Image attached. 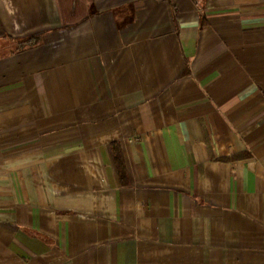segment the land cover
Returning <instances> with one entry per match:
<instances>
[{"label": "crops", "instance_id": "0c3cea01", "mask_svg": "<svg viewBox=\"0 0 264 264\" xmlns=\"http://www.w3.org/2000/svg\"><path fill=\"white\" fill-rule=\"evenodd\" d=\"M0 264H264V0H0Z\"/></svg>", "mask_w": 264, "mask_h": 264}, {"label": "trees", "instance_id": "16d2710c", "mask_svg": "<svg viewBox=\"0 0 264 264\" xmlns=\"http://www.w3.org/2000/svg\"><path fill=\"white\" fill-rule=\"evenodd\" d=\"M34 40H35L34 38H27L25 40L20 41L19 44L20 46L21 45H25V46L32 45L35 42Z\"/></svg>", "mask_w": 264, "mask_h": 264}]
</instances>
